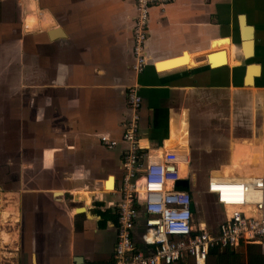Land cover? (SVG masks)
<instances>
[{
	"label": "crops",
	"instance_id": "1",
	"mask_svg": "<svg viewBox=\"0 0 264 264\" xmlns=\"http://www.w3.org/2000/svg\"><path fill=\"white\" fill-rule=\"evenodd\" d=\"M134 16L133 0H0V128L14 130L18 164L12 185L0 187V264L112 263L128 87L141 97L139 143L152 155L174 146L222 155L221 129L202 137L212 113L217 120L229 91H264V0L151 8L140 73L132 68ZM213 52L226 65L211 68ZM249 63L259 66L250 88ZM263 251L264 243L212 249L205 264H251Z\"/></svg>",
	"mask_w": 264,
	"mask_h": 264
},
{
	"label": "built area",
	"instance_id": "2",
	"mask_svg": "<svg viewBox=\"0 0 264 264\" xmlns=\"http://www.w3.org/2000/svg\"><path fill=\"white\" fill-rule=\"evenodd\" d=\"M132 68L136 73L147 65L144 44L147 39L149 10L174 0H133ZM126 114L121 140L126 145L122 156L116 205L117 239L111 264H178L191 259L205 264L212 249H235L264 243V176L240 179L208 177L205 192L221 210L215 230L196 222L190 211V191L179 187L183 167L189 166L188 151L150 154L139 143L141 97L136 87L125 91ZM107 148L116 143L100 138ZM185 175V174H183ZM186 179L191 182L190 173ZM191 185V183H190ZM189 185V186H190ZM143 210V248L132 241L138 213Z\"/></svg>",
	"mask_w": 264,
	"mask_h": 264
},
{
	"label": "rangeland",
	"instance_id": "3",
	"mask_svg": "<svg viewBox=\"0 0 264 264\" xmlns=\"http://www.w3.org/2000/svg\"><path fill=\"white\" fill-rule=\"evenodd\" d=\"M235 65L236 62H233L232 66ZM239 93L234 90L229 91V93L227 92L222 100L224 107L219 108H222V111L219 112L217 120L213 116L217 115V113H212V121L210 120L202 129V132L205 133L202 136L203 139L207 138L208 135L206 133L209 134L211 130L220 131L221 129V138L227 144V151L217 156L218 154L213 155V153H207L203 150H192V148L188 150L189 164L191 165V172L193 174V176L190 175V194L194 196L198 206V213L195 217L201 218L205 216L207 224L213 228H216L222 216L221 210L214 204L213 197L207 195L205 192V184L210 175L209 167L214 166L215 162H219V166L229 163L228 145L233 141L249 140L256 143L264 141V91L261 93L248 91L247 93H243L244 95ZM224 110H226L225 113ZM221 114H224L222 117L224 119L219 121L218 119ZM2 116L4 114L0 113V117ZM212 132L214 135L217 134L215 131ZM13 133L14 130L11 128H0V187L12 185L13 168H16L18 165L16 160L17 153L14 154L17 151V145L12 143ZM219 166H214V169L217 170ZM258 252L262 251L257 247L252 253L256 254Z\"/></svg>",
	"mask_w": 264,
	"mask_h": 264
},
{
	"label": "bare ground",
	"instance_id": "4",
	"mask_svg": "<svg viewBox=\"0 0 264 264\" xmlns=\"http://www.w3.org/2000/svg\"><path fill=\"white\" fill-rule=\"evenodd\" d=\"M248 33H249V31L243 32V34H242L243 39L242 40H244V41L247 40V39H245V37H246V35H248ZM248 47H249V45L247 42L243 43L242 52L244 51L245 57H249V54H250L248 52V50H249ZM211 54L212 55L208 58V62L210 64L211 68H217V67L226 65L225 54L223 52H217V53L213 52ZM249 64H252V63H249ZM257 74H258L257 70H254L253 68H248L247 76H246L243 84L246 86L249 85L251 83L253 77ZM248 88H250V87H248ZM252 90L254 91V87H252ZM260 139H262V138H260ZM263 143H264V141H262L260 143H256V142L249 141V140H242L240 142L239 141L231 142L228 145L229 146V158H228L229 163L226 165L225 164L221 165L217 170L212 171L211 177L225 180V179H240V178H244V177L246 178L249 176L252 177L254 174H257V173H260L261 175H263L264 174V145H263ZM184 149H185V146H181V147L174 146L172 151H176V152L181 151V150L185 151L186 149L185 150ZM182 169H183V171H182V174L180 176H185L183 174H186V167H183ZM185 180H187V179H180L179 181L183 182ZM111 181L112 180H110V187L112 184ZM2 199L0 198V205H1ZM13 211H15V210H13ZM0 213H1V211H0ZM8 213H7V217H8ZM10 214H13V213L10 212ZM15 214H17V213L15 212ZM4 215H6V214H4ZM7 217H5V218H7Z\"/></svg>",
	"mask_w": 264,
	"mask_h": 264
},
{
	"label": "water",
	"instance_id": "5",
	"mask_svg": "<svg viewBox=\"0 0 264 264\" xmlns=\"http://www.w3.org/2000/svg\"><path fill=\"white\" fill-rule=\"evenodd\" d=\"M239 20L240 22L243 23V20H244V16H240L239 17ZM245 31H249L248 35H246L245 39L247 40H243V43H248L249 47H248V52L250 53L249 54V57H245V59L247 58H251L250 56H252V27L251 26H244V32ZM242 48H243V45H242ZM212 54H207L206 56V59L208 60V58L211 56ZM243 55H244V51H243ZM209 66V64H207ZM248 68H253L254 70H258L259 69V66L256 65V64H248L247 65V69ZM256 76V75H255ZM245 81V80H244ZM253 86V80L251 81V83L247 86ZM178 185L179 187L183 188V189H187L190 191V182L189 180H185L183 182L179 181L178 182ZM191 198H192V203L190 205V211L191 213H193L194 215H196L198 213V206H197V201L195 200L194 196L191 195ZM144 213H143V210H140L139 213H138V218H137V221H136V226L133 230V233H132V241H133V244L138 248V249H141L143 248V241H142V234H143V226H144ZM202 220H198V222H201Z\"/></svg>",
	"mask_w": 264,
	"mask_h": 264
},
{
	"label": "trees",
	"instance_id": "6",
	"mask_svg": "<svg viewBox=\"0 0 264 264\" xmlns=\"http://www.w3.org/2000/svg\"><path fill=\"white\" fill-rule=\"evenodd\" d=\"M256 259V262H251V264H264V257L261 255H258L254 257Z\"/></svg>",
	"mask_w": 264,
	"mask_h": 264
}]
</instances>
